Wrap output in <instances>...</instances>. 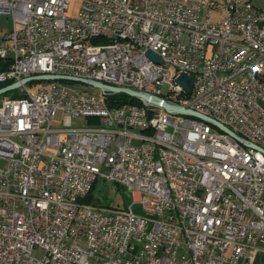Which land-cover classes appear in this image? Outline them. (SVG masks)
Returning a JSON list of instances; mask_svg holds the SVG:
<instances>
[{"label":"built area","instance_id":"1","mask_svg":"<svg viewBox=\"0 0 264 264\" xmlns=\"http://www.w3.org/2000/svg\"><path fill=\"white\" fill-rule=\"evenodd\" d=\"M71 3L0 0L13 18L0 33V58L10 60L0 83L56 74L130 87L239 138L142 99L111 107L101 89L22 83L0 101V263L255 264L264 252V22L253 10L264 8L81 0L75 15ZM182 72L194 78L191 93L176 82ZM58 112L64 125L53 127ZM99 179L136 194L144 213L87 200ZM39 247L44 255L33 256Z\"/></svg>","mask_w":264,"mask_h":264},{"label":"rangeland","instance_id":"2","mask_svg":"<svg viewBox=\"0 0 264 264\" xmlns=\"http://www.w3.org/2000/svg\"><path fill=\"white\" fill-rule=\"evenodd\" d=\"M256 6L260 8H264V0H251ZM81 0H72L71 8L69 13L77 14L79 11ZM204 11L201 13V17L204 18ZM13 18L11 14L0 13V30L8 31L12 29ZM49 81L47 80H36L28 83V87L31 90H36L39 87L47 85ZM68 87L74 89L75 91L87 92L91 94L100 93V89L89 85L82 81L68 80L63 82ZM20 91L19 88L14 90H9L6 93H3L0 96V101L5 99H9L14 97V93H18ZM89 123L86 118H75L73 119V125L77 127L87 126ZM64 125L62 120L61 112H58L56 119L52 122L53 127H62ZM141 140L134 139L135 144H139ZM7 160L0 157V168L6 166ZM94 196L98 203H103L106 206H125L131 205L133 203V197H136V194L133 195L128 191L124 190V188L120 187L118 190L114 187L113 183L108 180L99 179L94 188ZM133 210L138 214H143L144 211L142 209V205L139 202H135L132 204ZM45 253V250L42 247L35 248L32 252L35 257H42ZM255 264H264V252H259L256 256Z\"/></svg>","mask_w":264,"mask_h":264},{"label":"water","instance_id":"3","mask_svg":"<svg viewBox=\"0 0 264 264\" xmlns=\"http://www.w3.org/2000/svg\"><path fill=\"white\" fill-rule=\"evenodd\" d=\"M146 53L154 61H156L158 63L164 62L163 58L160 57L155 51L148 49ZM31 80H75V81H82V82H85L89 85L95 86V87L101 89L102 91H105L108 93H125V94H128L130 96L140 98L144 102H149L151 104H154L156 106H160V107L164 108L169 113L185 114V115L194 116V117L206 120L208 122H211V123L217 125L218 127L227 131L228 133L232 134L233 136L239 138V136L237 134H235L233 131H231L224 124H222V123L218 122L217 120H215L214 118H212L206 114H203L201 112H198L194 109L185 107V106L180 105V104H175V103L169 102L168 100H166L165 98H162L160 96L150 94L147 92H143V91H139V90H135V89H132L130 87L114 86V85L103 83L101 81H96V80H91V79H83V78H78V77H74V76L56 75V74H41V75H36V76H29V77H25L21 80H17L15 82H12V83L6 85V86L1 87L0 88V95H2L3 93H6L9 90H13V89L19 87L22 83H25V82H28ZM176 82L178 84H180L187 92H189V93L192 92L193 85H194V78L191 75H189L185 72H182L176 78ZM255 146L260 148V149H263L262 147H259L257 145H255Z\"/></svg>","mask_w":264,"mask_h":264},{"label":"trees","instance_id":"4","mask_svg":"<svg viewBox=\"0 0 264 264\" xmlns=\"http://www.w3.org/2000/svg\"><path fill=\"white\" fill-rule=\"evenodd\" d=\"M8 64H10V60L4 61L2 58H0V71L3 70L6 66H8ZM64 81L66 82L68 80H63L62 82H64ZM10 83H12V82L8 81V82L0 83V88L8 85ZM6 94H7V92H6ZM18 96H19V93H14V97H18ZM107 102L111 107L120 106V105H123L126 103H133V104H139V105L143 104V101L140 98L133 97V96H130V95L125 94V93H109V94H107ZM87 119L89 122H92V120H93V118H91V117H88ZM94 188H95V185L93 186L92 190L90 191L87 200H91L92 197L94 196V193H93Z\"/></svg>","mask_w":264,"mask_h":264},{"label":"bare ground","instance_id":"5","mask_svg":"<svg viewBox=\"0 0 264 264\" xmlns=\"http://www.w3.org/2000/svg\"><path fill=\"white\" fill-rule=\"evenodd\" d=\"M253 19L263 20L264 22V12H261V10H253ZM0 264H3V263H0Z\"/></svg>","mask_w":264,"mask_h":264},{"label":"crops","instance_id":"6","mask_svg":"<svg viewBox=\"0 0 264 264\" xmlns=\"http://www.w3.org/2000/svg\"><path fill=\"white\" fill-rule=\"evenodd\" d=\"M11 30V29H10ZM10 30H8V31H2V30H0V33L1 34H4V33H6V32H9ZM94 198H95V196H94ZM95 200H96V198H95ZM97 201V200H96Z\"/></svg>","mask_w":264,"mask_h":264}]
</instances>
